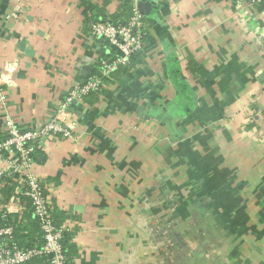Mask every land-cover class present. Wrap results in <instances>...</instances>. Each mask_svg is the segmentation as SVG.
Returning a JSON list of instances; mask_svg holds the SVG:
<instances>
[{
	"label": "crops",
	"instance_id": "0c3cea01",
	"mask_svg": "<svg viewBox=\"0 0 264 264\" xmlns=\"http://www.w3.org/2000/svg\"><path fill=\"white\" fill-rule=\"evenodd\" d=\"M144 3L143 51L75 100L71 137L35 158L69 264H264V0ZM132 4L0 0V138L7 117L48 121L112 57L90 25ZM16 202L23 241L33 215Z\"/></svg>",
	"mask_w": 264,
	"mask_h": 264
},
{
	"label": "built area",
	"instance_id": "2783aa9c",
	"mask_svg": "<svg viewBox=\"0 0 264 264\" xmlns=\"http://www.w3.org/2000/svg\"><path fill=\"white\" fill-rule=\"evenodd\" d=\"M260 1L263 0H257ZM139 2L133 0L124 19L91 23V35L105 41L113 55L100 59L96 72L68 91L48 121L38 128L19 129L10 118L5 119V132L0 138V264H27L33 258L42 257L47 264H69L62 244L68 228L54 219L49 196L35 168V158L48 138L71 137L76 121L71 111L72 103L90 92H98L104 78L128 65L131 57L142 50L147 30L145 13L139 8ZM258 40L264 50V34H259ZM11 83V78L0 69V106L5 105V88ZM7 185H15V189L4 202L1 191ZM25 198L30 202L31 213L42 235V242L31 247L19 246L14 240L16 226L10 220V213L20 208L16 201Z\"/></svg>",
	"mask_w": 264,
	"mask_h": 264
},
{
	"label": "trees",
	"instance_id": "16d2710c",
	"mask_svg": "<svg viewBox=\"0 0 264 264\" xmlns=\"http://www.w3.org/2000/svg\"><path fill=\"white\" fill-rule=\"evenodd\" d=\"M147 34V33H146ZM145 37H146V35H145ZM144 37V38H145ZM143 51V48H142V50L141 51H139L138 53H140V52H142ZM138 53H136V54H134L132 57H131V60H132V58L135 56V55H137ZM103 58H105V59H107V57H103ZM120 68H118V70H119ZM117 71V70H116ZM116 71H114V72H116ZM92 93H94V92H90L89 94H92ZM88 94V95H89ZM87 96V95H86ZM85 97V96H84ZM8 189H9V187H8ZM6 189H4L3 191L4 192H6L5 191ZM10 190V189H9ZM26 217H28L29 218V220H30V225H31V230L28 232V233H26L25 235H23L22 236V239H23V241H21V239L16 235L17 234V231H18V229L20 228V226L22 225V222L20 221L21 219H18L17 218V216H15V219H14V221L12 222L16 227H15V229H14V232H13V238H14V240L18 243V245L19 246H22V247H29L30 245H29V242H31V240L34 238V237H38V240L41 242V238H42V235H41V231H40V229H39V226H38V223H37V221H36V219L33 217H31V215H27ZM39 229V230H38ZM66 234H67V232H65V234H64V237H63V240H62V244H63V248H64V250H65V254H66V256H67V250H66V248H65V236H66ZM24 245V246H23ZM67 258H68V256H67ZM27 264H47L46 263V261H45V257H42V258H33V259H31Z\"/></svg>",
	"mask_w": 264,
	"mask_h": 264
},
{
	"label": "water",
	"instance_id": "95a60500",
	"mask_svg": "<svg viewBox=\"0 0 264 264\" xmlns=\"http://www.w3.org/2000/svg\"><path fill=\"white\" fill-rule=\"evenodd\" d=\"M145 5H147V3H144V0H140V2H139V8L141 9V10H144L145 9Z\"/></svg>",
	"mask_w": 264,
	"mask_h": 264
}]
</instances>
